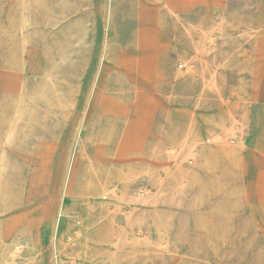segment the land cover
<instances>
[{"label": "rangeland", "instance_id": "obj_1", "mask_svg": "<svg viewBox=\"0 0 264 264\" xmlns=\"http://www.w3.org/2000/svg\"><path fill=\"white\" fill-rule=\"evenodd\" d=\"M5 227L0 264H264V0H0Z\"/></svg>", "mask_w": 264, "mask_h": 264}, {"label": "bare ground", "instance_id": "obj_2", "mask_svg": "<svg viewBox=\"0 0 264 264\" xmlns=\"http://www.w3.org/2000/svg\"><path fill=\"white\" fill-rule=\"evenodd\" d=\"M11 126V125H10ZM61 176V175H60ZM81 188L84 190H86V191H84V192H87L88 193V190H89V188H90V181L89 180H87V179H83V181H82V185H81ZM92 193V192H91ZM90 193V194H91ZM93 194V193H92ZM92 197H94V196H92ZM79 217V216H78ZM80 218V217H79ZM13 231H12V229H9V228H7V227H5L3 230H0V241L1 242H5V241H8V237H9V235L12 233ZM80 236V235H79ZM77 240V239H76ZM75 240V241H76ZM6 250V249H5ZM7 251V250H6ZM18 251V248L16 247L15 249H14V251L13 252H11V251H8V262H9V264H15L14 263V260H13V257H14V255L16 254V252ZM65 251V250H64ZM19 255V254H18ZM66 257H68V254H67V256ZM70 257H71V255H70ZM77 260V259H76ZM73 264V263H72Z\"/></svg>", "mask_w": 264, "mask_h": 264}]
</instances>
